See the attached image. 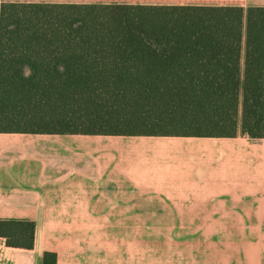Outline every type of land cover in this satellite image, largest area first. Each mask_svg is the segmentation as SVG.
I'll use <instances>...</instances> for the list:
<instances>
[{"label": "trees", "instance_id": "obj_1", "mask_svg": "<svg viewBox=\"0 0 264 264\" xmlns=\"http://www.w3.org/2000/svg\"><path fill=\"white\" fill-rule=\"evenodd\" d=\"M0 133L264 138V6L0 0Z\"/></svg>", "mask_w": 264, "mask_h": 264}, {"label": "crops", "instance_id": "obj_2", "mask_svg": "<svg viewBox=\"0 0 264 264\" xmlns=\"http://www.w3.org/2000/svg\"><path fill=\"white\" fill-rule=\"evenodd\" d=\"M0 220L36 223L34 249L6 246L0 264H43L45 251L57 264H264V138L0 133Z\"/></svg>", "mask_w": 264, "mask_h": 264}, {"label": "rangeland", "instance_id": "obj_3", "mask_svg": "<svg viewBox=\"0 0 264 264\" xmlns=\"http://www.w3.org/2000/svg\"><path fill=\"white\" fill-rule=\"evenodd\" d=\"M29 72V70H27V73ZM148 223H150V225H147L146 224V231L148 230H152L151 228H147V227H154L152 223V221H149ZM154 238H157V237H154ZM145 260H146V263H151L152 260H153V236H148L146 235L145 237Z\"/></svg>", "mask_w": 264, "mask_h": 264}, {"label": "built area", "instance_id": "obj_4", "mask_svg": "<svg viewBox=\"0 0 264 264\" xmlns=\"http://www.w3.org/2000/svg\"><path fill=\"white\" fill-rule=\"evenodd\" d=\"M5 247H6V241L3 237H0V259Z\"/></svg>", "mask_w": 264, "mask_h": 264}]
</instances>
